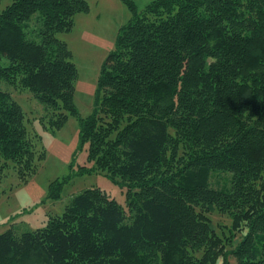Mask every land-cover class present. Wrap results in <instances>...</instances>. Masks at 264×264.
<instances>
[{
    "label": "trees",
    "instance_id": "16d2710c",
    "mask_svg": "<svg viewBox=\"0 0 264 264\" xmlns=\"http://www.w3.org/2000/svg\"><path fill=\"white\" fill-rule=\"evenodd\" d=\"M8 1L0 8V160L26 183L44 153L1 84L30 92L51 130L78 118L77 69L56 34L88 6ZM123 1L130 18L101 66L79 137L92 170L120 178L128 197L134 191L128 211L85 189L42 228L0 233V264H264V0H154L143 10ZM225 176L229 189L210 187V177ZM62 183L50 185L53 201ZM211 210L230 219L232 233L246 230L228 253L203 213Z\"/></svg>",
    "mask_w": 264,
    "mask_h": 264
},
{
    "label": "rangeland",
    "instance_id": "374dc122",
    "mask_svg": "<svg viewBox=\"0 0 264 264\" xmlns=\"http://www.w3.org/2000/svg\"><path fill=\"white\" fill-rule=\"evenodd\" d=\"M87 12L78 13L69 32H59L56 37L65 42L71 52V61L77 69L74 83L73 103L77 117L67 116L60 129L51 130L43 119L42 106L26 90L13 85L1 84L19 105L30 139L37 153H44L43 160L36 161V172L27 182L20 181L12 168L0 160V233L9 228L20 232L35 230L45 226L48 216L60 215L71 197L90 188H98L108 198L114 200L123 211H128L126 186L120 187V178L92 170V162L87 160V143L79 137V118L90 116L94 108L97 78L108 53L114 48L116 36L121 26L130 18V11L123 0H84ZM154 0H132L138 10ZM9 3L3 0L0 8ZM84 168V169H83ZM89 172L82 174V171ZM62 182L60 197L53 201L48 196L50 185ZM229 177H210V187L216 190L229 189ZM210 228L228 253L239 243L245 229L232 233L230 219L217 210L204 212ZM128 215V214H127ZM200 236L190 237L193 258L200 260L205 248H199ZM189 258V255H188ZM160 264V263H157ZM220 264V261L218 262Z\"/></svg>",
    "mask_w": 264,
    "mask_h": 264
}]
</instances>
